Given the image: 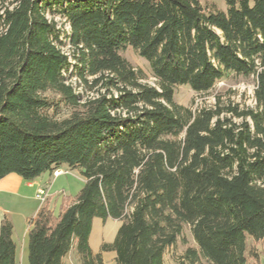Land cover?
I'll return each instance as SVG.
<instances>
[{"label":"trees","instance_id":"obj_1","mask_svg":"<svg viewBox=\"0 0 264 264\" xmlns=\"http://www.w3.org/2000/svg\"><path fill=\"white\" fill-rule=\"evenodd\" d=\"M225 3L0 0V179L32 181L64 164L85 177L59 212L45 204L31 219L30 264H63L74 247L86 264L112 250L118 264H166L188 244L187 227L196 245L178 264H250L249 238L264 245V0ZM66 72L105 91L82 100ZM230 76L257 79L255 108L218 98L193 111L175 99L179 86L208 92ZM96 217L121 220L98 253ZM13 227L5 217L0 264H19Z\"/></svg>","mask_w":264,"mask_h":264},{"label":"rangeland","instance_id":"obj_2","mask_svg":"<svg viewBox=\"0 0 264 264\" xmlns=\"http://www.w3.org/2000/svg\"><path fill=\"white\" fill-rule=\"evenodd\" d=\"M13 0H8V2H12ZM203 6H217L221 9H226L225 0H200ZM50 19H52V15H48ZM57 22V26L60 30L67 32L70 30V26L67 24L65 19L59 15H56L54 18ZM62 50L66 52V54H72V48L65 44L61 46ZM124 57H126L131 64L135 68H140L145 73L144 82L149 84H155V78L152 75V71L149 65V62L144 59L136 49L133 47H128L127 49L122 51ZM72 59V57H71ZM67 77V82L70 83L76 93H80L82 96V100H86L88 98H92L95 96H99L100 92H104L105 89L101 88V86L90 87V85L84 83L79 80L77 76L74 74L65 73ZM92 78H90L91 80ZM257 86V79L255 77L244 78L241 76H230L225 79L219 80L215 86L208 92H196L189 86H179L175 90V99L183 104L184 106L192 109L193 111L198 110L202 107H213L218 101V98L221 100L222 106H227L228 104L238 105L239 110H244L246 108H255L256 100H255V88ZM113 92V91H112ZM116 94V91H114ZM69 111L67 109H63L62 112L55 114L50 111V115L54 117H62L65 116ZM228 116L231 114L228 113ZM233 120L237 123L242 121V118L232 116ZM58 170V169H57ZM59 170L63 172L56 177L55 171L46 173L45 177L50 178L49 181L45 182V185L49 190L50 196L43 203V205H47L55 209L56 213L59 212L61 208L62 198L64 195L74 197L79 190L82 188L85 177L82 174L81 169L79 168H70L68 165H62ZM58 178L55 183L53 180ZM52 181V184H51ZM50 188V189H49ZM51 190V191H50ZM55 192V193H53ZM13 199V200H12ZM7 197V200H4L6 205H8L12 211H29L32 210V203L38 204L40 200H27L26 203H22L17 195H14L13 198ZM41 203V202H40ZM31 221V220H30ZM121 223L119 219L109 218L107 221H103L100 218L95 219V231L94 235L91 238V245L100 246L99 250H101V246L104 242L111 243L117 233L116 227ZM185 234L188 239V244L191 246H195L196 242L193 238L192 232L189 227L186 228ZM181 241L173 247L170 248L165 255L166 264H178L181 259L186 246ZM72 255L73 264H86L84 262V258L80 255L76 248L74 247ZM28 246L27 250H23L19 248L17 250V259L19 264H30L28 257ZM112 253V252H111ZM114 256V255H113ZM112 255L107 256L108 264H117L116 257ZM248 260L250 264H264V245L262 242H257L252 238H249L248 241Z\"/></svg>","mask_w":264,"mask_h":264},{"label":"crops","instance_id":"obj_3","mask_svg":"<svg viewBox=\"0 0 264 264\" xmlns=\"http://www.w3.org/2000/svg\"><path fill=\"white\" fill-rule=\"evenodd\" d=\"M46 173H49L51 175V172H45L32 181L25 180L21 175L17 173H9L0 179V230L3 219L7 217L13 223L14 226L13 239L17 244V250H19V248H22L23 250H27L28 241H29V229L31 226L30 220L36 216L37 212L43 206V204L40 202L38 204H35V202H33L32 210L29 211L24 210L17 212L15 211L14 213V211H12V209L8 205H6V203H4L5 202L4 200H7V197L8 198L10 197V199H12L14 195H17L20 201H22V203H26L27 200L29 199L32 200L38 199L36 197L38 187L45 185V182L49 181L50 179L45 177ZM58 178H55L53 181L56 183ZM95 219L93 223L91 238L93 237L95 231ZM120 225L121 223L116 227L117 231ZM91 247L94 253H98L101 251L99 250L100 246L95 247L92 244ZM72 255H74L73 250L64 258L63 264H73ZM109 255L112 256L114 255L115 257L117 256L116 252L113 250L102 251V257L105 264H108L107 256Z\"/></svg>","mask_w":264,"mask_h":264},{"label":"built area","instance_id":"obj_4","mask_svg":"<svg viewBox=\"0 0 264 264\" xmlns=\"http://www.w3.org/2000/svg\"><path fill=\"white\" fill-rule=\"evenodd\" d=\"M63 171L62 170H56L55 175L61 174ZM50 196L49 190L46 186H39L37 189L36 197L40 200V202L43 204L48 197Z\"/></svg>","mask_w":264,"mask_h":264}]
</instances>
